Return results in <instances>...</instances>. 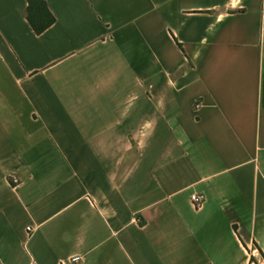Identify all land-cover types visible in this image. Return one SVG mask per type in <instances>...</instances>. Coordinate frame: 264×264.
<instances>
[{
	"label": "crops",
	"instance_id": "0c3cea01",
	"mask_svg": "<svg viewBox=\"0 0 264 264\" xmlns=\"http://www.w3.org/2000/svg\"><path fill=\"white\" fill-rule=\"evenodd\" d=\"M45 1L0 0V264H264V0Z\"/></svg>",
	"mask_w": 264,
	"mask_h": 264
},
{
	"label": "trees",
	"instance_id": "16d2710c",
	"mask_svg": "<svg viewBox=\"0 0 264 264\" xmlns=\"http://www.w3.org/2000/svg\"><path fill=\"white\" fill-rule=\"evenodd\" d=\"M27 18L34 29L40 35L55 24L56 18L51 13L45 0H27Z\"/></svg>",
	"mask_w": 264,
	"mask_h": 264
},
{
	"label": "built area",
	"instance_id": "2783aa9c",
	"mask_svg": "<svg viewBox=\"0 0 264 264\" xmlns=\"http://www.w3.org/2000/svg\"><path fill=\"white\" fill-rule=\"evenodd\" d=\"M197 107H200V104H198ZM10 178H11V183L13 185H19L21 183V180L15 175H12ZM191 200L193 205L199 209L204 204L205 197L203 195L194 194L192 195ZM77 260L78 259H74L73 261L76 262Z\"/></svg>",
	"mask_w": 264,
	"mask_h": 264
}]
</instances>
